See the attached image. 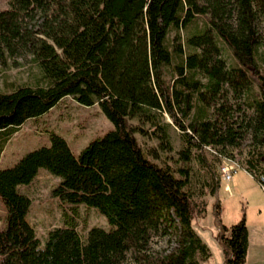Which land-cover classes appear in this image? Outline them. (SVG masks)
Wrapping results in <instances>:
<instances>
[{
  "label": "trees",
  "instance_id": "obj_1",
  "mask_svg": "<svg viewBox=\"0 0 264 264\" xmlns=\"http://www.w3.org/2000/svg\"><path fill=\"white\" fill-rule=\"evenodd\" d=\"M8 5L13 18L0 26V58L28 44L37 53L82 5L103 13L106 28L67 75L42 74L44 84L0 92V156L25 121L66 96L84 106L98 104L114 128L76 156L53 134L49 146L0 169L6 209L0 264H201L210 250L193 221L207 214L205 196L218 183L214 168L206 162L211 183L195 193L186 168L149 160L133 134L151 124L159 148L170 150V123L162 122L167 113L188 144L180 159L189 161L195 149L205 162L203 148L209 146L236 161V151L241 154L236 162L264 192V0H216L203 16L187 15L184 0H9ZM127 118L137 124L128 129ZM39 168L60 178L53 196L97 208L112 229L93 226L82 238L71 222L49 230L41 247L26 218L31 199L17 190ZM213 207L223 231L224 264H246L244 215L227 226L219 222V202ZM165 236L167 247L154 249V239Z\"/></svg>",
  "mask_w": 264,
  "mask_h": 264
},
{
  "label": "rangeland",
  "instance_id": "obj_2",
  "mask_svg": "<svg viewBox=\"0 0 264 264\" xmlns=\"http://www.w3.org/2000/svg\"><path fill=\"white\" fill-rule=\"evenodd\" d=\"M216 0H184L187 15L203 16L210 5ZM9 0H0V26L13 18V12L8 5ZM34 23V21L32 22ZM186 21H182L184 26ZM34 25V24H33ZM106 28V18L103 13L93 7L82 5L78 9L69 26L55 32L44 40L45 44L37 53L32 51V44L13 55L0 58V92H12V86L44 84L42 74L50 78H60L75 69L93 42L100 37ZM264 40V24L261 29ZM36 44L39 41L35 42ZM34 43V44H35ZM264 51V44L261 47ZM225 56L228 49H224ZM230 55V53H229ZM231 57H228V61ZM169 82L170 74L165 75ZM260 114L264 123V104L260 106ZM162 122L170 123L171 149L159 148L155 127L151 124H142L143 132H134V137L144 155L158 164L167 163L173 168H186L188 185L198 193L206 191L211 183L210 174L206 169V162L211 163L216 176V190L208 194L207 214L204 218L197 217L193 224L195 231L210 250V256L202 260L201 264H224L223 246L218 242L220 225L216 223L214 203L219 202V222L229 226L237 222L244 215L247 228L250 232L251 247L248 254V264H264V192L260 184L240 164L232 163L235 168L232 178L224 179L221 167H230V163L219 152L215 155L206 151L205 162H200L193 149L192 159H180V151L187 149L188 144L180 128L175 125L167 113H163ZM160 118V117H159ZM161 120V118H160ZM127 128L137 124L135 119H126ZM114 128L112 122L105 116L98 104L84 106L72 97L62 98L49 111L36 118L25 121L18 131L10 137L1 156L0 169L13 167L26 153L43 146H49L53 134L62 137L68 144L71 152L76 156L90 142L101 138ZM238 162L241 154L234 151ZM60 181L45 168H39L29 184L17 185V190L31 199L27 213L28 222L34 227L40 246L43 247L47 233L55 227L68 226L74 222L82 238H86L88 230L97 226L104 230H111L108 219L94 207L85 204L63 203L58 197L51 194L52 188ZM6 227V209L0 199V230ZM169 236L155 238L152 244L154 249L167 247ZM171 245L173 243L171 242Z\"/></svg>",
  "mask_w": 264,
  "mask_h": 264
},
{
  "label": "built area",
  "instance_id": "obj_3",
  "mask_svg": "<svg viewBox=\"0 0 264 264\" xmlns=\"http://www.w3.org/2000/svg\"><path fill=\"white\" fill-rule=\"evenodd\" d=\"M203 149L206 150V151H211L215 155H219L217 153V151H215L214 149H212L209 146H204ZM203 149H200V152H202ZM226 160H228L229 163H236L239 166V164L235 160L228 159V158H226ZM235 171H236L235 168L233 169L231 167L228 168V167H225V166H222L221 167L222 175H223L224 179L227 180V181H229L232 178V174L235 173ZM218 230H219V234H220L221 233V229H218Z\"/></svg>",
  "mask_w": 264,
  "mask_h": 264
},
{
  "label": "crops",
  "instance_id": "obj_4",
  "mask_svg": "<svg viewBox=\"0 0 264 264\" xmlns=\"http://www.w3.org/2000/svg\"><path fill=\"white\" fill-rule=\"evenodd\" d=\"M230 167L232 166V163H230V165H229ZM248 229V228H247ZM220 234L218 233V236H219ZM218 242H219V244L222 246V244H221V242H220V238H218ZM250 247H251V238H250V232H249V229H248V251H247V256H246V264H248L247 263V260H248V254H249V251H250Z\"/></svg>",
  "mask_w": 264,
  "mask_h": 264
},
{
  "label": "water",
  "instance_id": "obj_5",
  "mask_svg": "<svg viewBox=\"0 0 264 264\" xmlns=\"http://www.w3.org/2000/svg\"><path fill=\"white\" fill-rule=\"evenodd\" d=\"M223 233V231L221 230V233L220 234H222ZM220 242H221V239H220ZM223 246V245H222Z\"/></svg>",
  "mask_w": 264,
  "mask_h": 264
}]
</instances>
